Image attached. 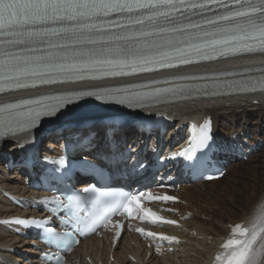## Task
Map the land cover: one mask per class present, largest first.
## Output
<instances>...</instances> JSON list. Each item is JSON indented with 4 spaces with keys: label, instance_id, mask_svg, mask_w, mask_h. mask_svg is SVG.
Here are the masks:
<instances>
[{
    "label": "snow or ice",
    "instance_id": "obj_1",
    "mask_svg": "<svg viewBox=\"0 0 264 264\" xmlns=\"http://www.w3.org/2000/svg\"><path fill=\"white\" fill-rule=\"evenodd\" d=\"M209 11L216 14L206 17ZM197 14L201 19L194 20ZM256 52L264 53V0H0V92ZM257 88L264 91V78L247 85L249 91ZM185 91L156 89L116 98V102L132 106L162 95L183 96ZM64 102L65 97L57 95L5 104L0 107V132L7 134L21 124L34 126ZM209 131L205 124L200 131L202 145L210 139ZM145 195L138 192L104 200L92 230L112 224L113 216L136 218L140 213L153 223H176L144 209L141 198ZM147 199L175 198L147 193ZM15 223L27 224L23 220ZM221 247L224 251L216 256L217 264H264V208L247 227L233 226L231 238Z\"/></svg>",
    "mask_w": 264,
    "mask_h": 264
},
{
    "label": "bare ground",
    "instance_id": "obj_2",
    "mask_svg": "<svg viewBox=\"0 0 264 264\" xmlns=\"http://www.w3.org/2000/svg\"><path fill=\"white\" fill-rule=\"evenodd\" d=\"M262 70H264V54L244 55L219 61H206L199 65L178 68L173 71L56 84V86L46 88V90H50L48 95H61L63 97L71 95L74 102L70 106H74L77 99L81 100L90 96L100 98L112 90L138 92L143 89L154 91L173 88L177 85H199L219 81L223 78L231 80L240 78V76L250 77L264 74ZM144 85L149 87H143ZM44 90L6 93L0 95V104L22 100L28 95H40ZM89 92L95 93V95H79ZM153 114L166 115L175 123L173 128L169 127V135L166 137L168 148L171 149L170 153H174L177 149L175 147L179 142H175L176 140L180 141L181 138L180 135L176 136V133L177 135L180 134L179 129L182 126L194 121L204 123L208 119L211 120L216 138L221 145L226 143L241 146L246 153L253 147L255 141H264V91L258 89L235 95L177 100L174 103L159 105L157 108L129 109L124 111L121 116L129 117L135 123L141 121L145 116ZM78 117L62 121L52 127L75 125L72 130L73 133L86 134L88 129L85 126L93 123L91 128L96 134L94 145H101L108 127L105 125L98 126V123L104 119V116L81 114ZM49 127V125L41 126L35 132L40 133ZM250 130L256 132L254 141L243 136L242 131L248 134ZM72 132L67 130L63 135ZM241 133L242 135H240ZM29 136L30 133H24V135H17L0 142V219L15 215L26 216L28 211H31L30 209L26 212L21 211L6 198L5 192H11L25 198L44 194L29 186L28 181L33 179L32 175L23 176L20 168H17L13 173L6 168L10 155L18 156L20 143ZM59 137L54 136L53 140ZM117 137L121 139L123 145L127 144L137 149L145 144L147 135L138 132L132 126H126L119 130ZM149 139L151 146L148 149L152 150L153 146L160 143V132ZM53 140L43 146V154L49 153L47 147L57 149ZM174 143L175 145H173ZM261 146L263 149L264 146ZM235 152L237 151L235 150ZM256 153L253 152L251 157L255 163L252 166L243 167L247 163L238 161L234 162L235 165H230L226 176L230 174L231 182L226 186H223L226 178L224 176L219 181H213L210 184L200 183L182 187L180 194L188 205L178 206L189 211L193 217L191 221L185 223L186 229H171L186 239L185 243L174 247L173 253L165 251L161 255L156 254L153 250L147 249L145 245L139 244L134 236L127 233L116 248L117 263L113 264H210L213 254L218 251L222 240L229 236L230 225L242 223L247 227L258 210L264 208V150L255 158ZM83 156L81 155L79 158ZM90 184L91 181H85L80 186ZM33 213H37V211ZM204 218L209 219V221H205ZM36 244L40 245L37 240H26L15 235L13 231L0 226V264H40ZM110 255L109 240H99L94 236L75 250V253L69 258V262L88 264L87 258L91 257L96 264H110ZM132 257L136 261H133Z\"/></svg>",
    "mask_w": 264,
    "mask_h": 264
},
{
    "label": "rangeland",
    "instance_id": "obj_3",
    "mask_svg": "<svg viewBox=\"0 0 264 264\" xmlns=\"http://www.w3.org/2000/svg\"><path fill=\"white\" fill-rule=\"evenodd\" d=\"M242 133H243V136H244V138H247V139H251L252 141H254L255 139V137H256V132L255 131H252V130H250V131H248V134H246V133H244V131H242ZM242 133L240 134V135H242ZM249 136V137H248ZM252 137V138H251ZM256 143L258 142V141H255ZM260 142H261V144H260ZM253 144V147H256V145L257 146H259V150L257 151V153L255 154L256 156H255V158L257 157V156H259V154L260 153H263V150H264V147H263V149H262V146L261 145H263L264 146V141L263 140H260L257 144ZM262 149V150H261ZM261 151V152H260ZM243 163H247V164H244L243 165V167H247V166H252V165H254L255 163L253 162V160L251 159L249 162H244V161H242ZM233 164V163H232ZM235 165V164H234ZM229 176H230V174H228L227 176H226V178L224 179L225 181V183L223 184V186H226L227 184H229L230 182H231V180L229 179ZM199 188H202V187H199ZM205 189V188H204ZM204 220L205 221H209V219H205L204 218ZM216 224H217V222H215Z\"/></svg>",
    "mask_w": 264,
    "mask_h": 264
},
{
    "label": "water",
    "instance_id": "obj_4",
    "mask_svg": "<svg viewBox=\"0 0 264 264\" xmlns=\"http://www.w3.org/2000/svg\"><path fill=\"white\" fill-rule=\"evenodd\" d=\"M45 139V138H44Z\"/></svg>",
    "mask_w": 264,
    "mask_h": 264
}]
</instances>
